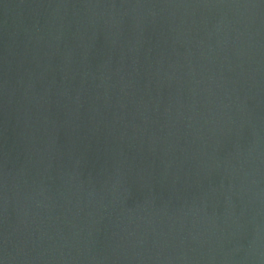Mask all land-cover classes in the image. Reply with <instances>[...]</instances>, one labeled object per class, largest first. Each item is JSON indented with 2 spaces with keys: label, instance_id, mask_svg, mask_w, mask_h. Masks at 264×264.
<instances>
[{
  "label": "water",
  "instance_id": "1",
  "mask_svg": "<svg viewBox=\"0 0 264 264\" xmlns=\"http://www.w3.org/2000/svg\"><path fill=\"white\" fill-rule=\"evenodd\" d=\"M0 264H264V0H0Z\"/></svg>",
  "mask_w": 264,
  "mask_h": 264
}]
</instances>
